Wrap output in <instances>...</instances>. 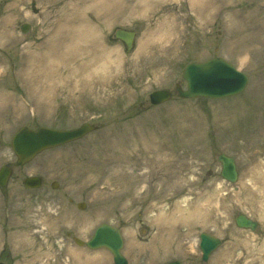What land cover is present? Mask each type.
I'll return each instance as SVG.
<instances>
[{
	"label": "rangeland",
	"instance_id": "obj_1",
	"mask_svg": "<svg viewBox=\"0 0 264 264\" xmlns=\"http://www.w3.org/2000/svg\"><path fill=\"white\" fill-rule=\"evenodd\" d=\"M68 1L0 0V167L12 171L0 189V262L113 264L107 251L73 239L86 242L100 224H123L133 230L124 236L129 264H264V0H214L203 20L194 0H151L155 8L136 14L142 0H112L100 20L87 10L94 31L78 43L85 54L76 56L66 22L79 16L66 11ZM117 29L136 33L131 54L114 40ZM214 57L247 77L244 92L179 99L174 90L185 88L183 68ZM164 88L171 100L151 106L149 94ZM84 123L95 131L15 166L10 143L19 128ZM220 154L235 161L236 183L221 180ZM33 176L41 187L25 189L23 179ZM187 210L198 212L189 225ZM158 213L165 223L154 239ZM238 215L257 228H236ZM202 233L222 240L206 263Z\"/></svg>",
	"mask_w": 264,
	"mask_h": 264
},
{
	"label": "water",
	"instance_id": "obj_2",
	"mask_svg": "<svg viewBox=\"0 0 264 264\" xmlns=\"http://www.w3.org/2000/svg\"><path fill=\"white\" fill-rule=\"evenodd\" d=\"M27 31L28 26L21 27L22 33ZM134 37L133 32L121 30H118L115 34V38L124 44L126 53L132 50ZM182 78L186 82V90L177 89L178 96L181 99H224L239 95L247 84V78L243 74L220 58L211 59L200 64H189L184 69ZM149 99L152 105H159L170 99V93L168 90L156 91L149 96ZM93 130L94 128L89 125H83L78 129L69 131L42 127L36 130L22 128L15 134L11 143V148L17 157L16 165L22 166L39 153L81 139ZM218 161L221 164V178L230 183L236 182L237 173L234 161L224 155H220ZM10 173L7 168L0 170V187L4 188L6 186ZM40 184L39 178H27L23 181L26 188H38ZM55 187L53 186V188ZM235 224L240 229L254 231L256 228V223L243 215L235 219ZM75 242L80 245L78 241ZM219 245L220 242L217 239L208 235H201L199 248L202 253V261L206 262ZM86 246L89 249H107L112 254L115 264H127L120 255L122 242L119 232L107 225H101Z\"/></svg>",
	"mask_w": 264,
	"mask_h": 264
},
{
	"label": "bare ground",
	"instance_id": "obj_3",
	"mask_svg": "<svg viewBox=\"0 0 264 264\" xmlns=\"http://www.w3.org/2000/svg\"><path fill=\"white\" fill-rule=\"evenodd\" d=\"M71 1V2H70ZM110 1L112 0H69L68 2H70L68 5L64 6V8L66 9V11H69L71 14L78 15L79 18L77 19H73L70 18L68 19V21L66 22L67 25V30L69 31V34L71 33V35L75 38V42L74 44H72V48H71V52L73 53L74 56H76L79 53L81 54H85V50L83 49V51H81L82 49H80L78 47V43H87L92 35H93V31L94 28L87 22V20L85 19V14H87V10H93L95 12V14L99 17H97V19H101L102 14L107 10L108 5H110ZM151 0H142L141 3L137 6L134 7L132 10L133 14H136L137 11L139 12L140 10H142L141 12H146V10H150L151 7L150 5H153L155 8V4L150 2ZM162 1V0H160ZM195 2H197L199 4V17L200 19H204L203 15L204 12L206 11L208 13V15L211 14V11L214 9L215 7V1L214 0H209L207 5H204V0H194ZM163 26V25H162ZM168 27H171V22H169ZM161 30V29H160ZM80 50V51H79ZM142 138L144 139L142 142L143 148L144 150V155L145 154H149L150 151L148 152V150H150V140L147 138H144L142 136ZM141 138V139H142ZM120 143V141H118V143L116 145H118ZM76 171L79 170V167L75 168ZM84 170L83 168L80 169V171ZM88 170V169H86ZM89 171V170H88ZM180 212V210H177V212ZM181 213V212H180ZM179 214V218H183L182 215ZM198 212H194L193 214L190 213L187 210V214L184 215V220L185 222H190V220L193 218H195L196 214ZM161 215L162 213H159L154 219L155 224H160L161 228H164V221L161 219ZM160 222V223H159ZM173 224H176L177 222L172 220ZM20 238V242L22 245L26 244V236L23 233H19L17 235ZM23 247H26L25 245ZM83 264H90L88 259H84Z\"/></svg>",
	"mask_w": 264,
	"mask_h": 264
},
{
	"label": "flooded vegetation",
	"instance_id": "obj_4",
	"mask_svg": "<svg viewBox=\"0 0 264 264\" xmlns=\"http://www.w3.org/2000/svg\"><path fill=\"white\" fill-rule=\"evenodd\" d=\"M122 225V224H121Z\"/></svg>",
	"mask_w": 264,
	"mask_h": 264
}]
</instances>
